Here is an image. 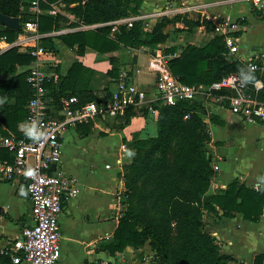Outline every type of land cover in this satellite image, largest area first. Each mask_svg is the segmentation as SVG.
Instances as JSON below:
<instances>
[{"label": "trees", "instance_id": "16d2710c", "mask_svg": "<svg viewBox=\"0 0 264 264\" xmlns=\"http://www.w3.org/2000/svg\"><path fill=\"white\" fill-rule=\"evenodd\" d=\"M59 0L41 2L43 8ZM64 8L73 13L83 23L107 21L138 13L141 0H63ZM30 0H0V11L10 16L19 17V27L14 29L4 25L0 28V37L5 34L7 40H13L22 29L24 20L31 16L28 11ZM254 15L264 18V12L253 7ZM180 15V14H179ZM175 15L161 16L149 30H143L142 20H137L131 26L122 24L114 32L110 25L94 28L78 29L59 33V38L68 45H78V51L90 46L100 52L117 49L120 45H148L155 47L164 42L167 32L164 27L168 23L181 20L185 25H200L207 20L187 19ZM61 14L39 15L38 30L40 32L57 29ZM1 24V22H0ZM69 24H76V21ZM44 36L41 43L54 49L55 46ZM45 39V41H44ZM177 47L171 45L164 52L173 53ZM228 48L222 34L212 36L204 44L185 43L179 53L167 60L168 68L181 81L186 83H205L229 72L241 75L248 72L241 59L228 58ZM33 56L27 51H18L12 46L0 53V71H12L16 64L28 65ZM111 67L106 74L117 76L115 58L110 56ZM86 67L74 61L65 75L57 76L53 81L45 83L49 88L46 97L47 104H53L56 116L60 112L62 96L75 94L80 103L97 99L96 93L76 83V78ZM255 72L252 71L253 75ZM26 69L11 74L8 78H0V121L9 130L20 135L18 122L24 121L27 115L26 102L31 90L25 78ZM253 77H255L253 75ZM109 87L103 88L101 98H106ZM258 97L264 99V86L259 90ZM158 109L155 115L156 134L135 138L131 141L134 156L130 163L124 166V190L121 192V203L125 204L124 212L119 216L112 238L100 242V246L109 254L121 252L127 245L141 247L148 241L155 250L153 264H230L235 258L220 251L217 238L204 227L202 217L210 213L216 220L223 216H231L241 212L243 217L258 220L263 212L264 189L248 186L238 179L231 180L225 188L208 192L214 169L210 165L205 143L210 139L207 124L199 115L193 112L189 118L183 114L193 106L197 111L204 108L200 102L179 101L175 105L155 102ZM49 109V107H48ZM142 114L150 117L145 108H140ZM134 108L125 109L122 117L126 123ZM50 113V112H49ZM216 121V116H210ZM91 121V120H89ZM90 123L89 128L90 129ZM99 246V247H100ZM4 255H8L5 254ZM263 254H255L253 264H262Z\"/></svg>", "mask_w": 264, "mask_h": 264}, {"label": "crops", "instance_id": "0c3cea01", "mask_svg": "<svg viewBox=\"0 0 264 264\" xmlns=\"http://www.w3.org/2000/svg\"><path fill=\"white\" fill-rule=\"evenodd\" d=\"M147 5L154 7L155 15L161 11L162 16L167 17L181 13L191 17L196 12L202 15L211 27L212 21L206 17L207 15L219 13L227 16L233 22L229 35L235 38L239 50L235 53L228 50L226 56L241 59L244 64L246 60L254 59L255 56H264V18L254 15L253 5L247 0H141L140 6ZM162 5H165L164 9H161ZM257 10L264 12V9ZM169 12L174 14L168 15ZM58 14L64 16V19L60 20L59 28L46 31L48 34L44 35L49 36L55 48H47L41 43L44 36L40 39V44L47 50L44 69L50 79L55 81L57 76L67 73L74 61L81 62L86 69L77 75L75 81L80 87L92 90L97 96L102 95L103 88L115 87L117 78L124 68L130 70L139 85L149 88L153 84L154 76L155 79L157 76V72L148 65L154 49H159L166 60L180 51L176 43L179 36L170 32L171 36L167 35L166 40L155 47L120 45L115 50L100 52L85 46L80 52L76 43L68 45L58 34L87 28H80L83 22L64 6L60 7ZM142 14L144 17L138 18L139 20L146 17L151 21L148 17L154 15L151 13L147 16L139 7L137 15ZM74 21L75 25L69 24ZM176 23L174 29H182L177 34L185 35L187 41L194 44H204L212 36L221 34L213 27L207 30L203 23L196 25L187 36V30L184 28L188 25L181 20L174 22ZM2 26L4 24L1 22L0 28ZM222 37L224 40L223 34ZM14 39L9 41L0 37V53L16 46L13 44ZM171 45L177 47L176 51L164 52V48ZM16 48L18 51H25L17 46ZM110 56L115 58L118 68L116 77L106 74L112 65ZM28 65L16 64L12 71H0V78H8L13 73L21 72ZM254 72V79L260 78L264 82V71ZM48 107L50 114L56 116L53 104H48ZM134 110L128 121L123 124L121 116L124 112L115 116L99 117L95 121L86 120L69 124L62 133L61 160L57 167L67 174L74 175L80 188L76 196L63 201L59 214L61 261L65 264H79L87 259L111 255L99 244L102 240L112 238L118 223L122 208L121 192L125 188L123 169L134 156L131 141L154 135L157 131L154 117H146L139 110ZM212 114L216 116V121L207 119V125L211 135L212 154L218 168L211 177L209 192L225 188L233 179H238L248 186L264 189L263 122L245 119L227 108H219ZM89 123L91 125L87 131ZM24 125L26 124L22 121L18 122L19 129H23ZM5 127L9 130L6 125ZM258 143L260 145H257ZM0 152L3 157L8 158L6 150L2 149ZM129 152L133 155L129 156ZM205 214L210 221L208 226L220 244L221 252L231 254L240 264H253L254 255L262 253L264 264V206L260 218L256 221L244 218L241 212H235L231 216L222 215L216 220L212 214ZM32 221L31 202L24 180L0 178V264H27L25 261L14 263L9 254L4 255L3 250L10 249V252L22 255L13 247V243L20 236L22 228ZM148 249V243L141 247L127 245L123 251L114 255L124 254L125 264H149Z\"/></svg>", "mask_w": 264, "mask_h": 264}, {"label": "built area", "instance_id": "2783aa9c", "mask_svg": "<svg viewBox=\"0 0 264 264\" xmlns=\"http://www.w3.org/2000/svg\"><path fill=\"white\" fill-rule=\"evenodd\" d=\"M42 1L46 0H30L31 16L22 23V29L17 33L13 44L33 56L26 68L25 78L31 95L25 105L27 115L23 124L31 125L35 122L37 130L43 135L39 140H34L25 134L24 129H20L22 133L17 135L0 121V151L4 149L9 155L6 158L0 152V178L24 180L31 202L33 221L22 228L20 236L13 243V247L22 255L14 254L10 249H4L3 253L9 254L14 263L25 261L27 264H65L61 261L59 214L63 201L76 196L80 190L77 178L57 167L61 160V136L69 124L115 116L128 107L140 112H143L140 108H145L149 115L155 118L158 112L155 102L175 105L179 101L200 102L206 111V123L210 114L219 108H227L245 119L260 120L264 124V99L258 97L264 82L256 78L250 83L242 84L243 75L229 72L208 84L186 83L170 71L166 58L155 48L148 61L149 67L157 72L151 87L139 85L126 70H122L115 87L110 89L106 98H101L100 95L97 99L80 103L75 94L62 97V116H53L46 104L45 83L50 79L44 69L47 50L40 44L41 37L48 32L38 30V20L43 12L51 15L58 13L63 4L52 2L48 8H43ZM247 1L256 9H264V0ZM141 17H144V14H130L107 21L81 23L80 28L110 25L112 33L120 25L131 26L135 19ZM206 17L212 21L213 29L224 35L229 52H237L239 45L235 38L229 35L233 22L219 13ZM1 39L7 40L6 35L3 34ZM245 68L264 71V56L246 60ZM193 112L199 111L193 106L184 112L183 117L189 118ZM29 168L35 170L32 177L25 175ZM217 168L218 163L214 162L213 169ZM124 257V254L106 255L87 259L79 264H125Z\"/></svg>", "mask_w": 264, "mask_h": 264}, {"label": "rangeland", "instance_id": "374dc122", "mask_svg": "<svg viewBox=\"0 0 264 264\" xmlns=\"http://www.w3.org/2000/svg\"><path fill=\"white\" fill-rule=\"evenodd\" d=\"M55 2H59V3H61V4H63L62 6H64V2H63V0H59V1H55ZM165 4V3H164ZM165 8V5L163 6H161V9H164ZM140 10H141V12H144V13H146V15L148 16V14L150 15L151 13L152 14H154V15H152V16H149L148 18L149 19H151V21H148L147 19H146V17L145 18H143L142 19V21H141V23H142V28H143V30H149L153 25H154V23H155V21H156V19L157 18H159V17H161L162 16V12L160 13H157V15H155V9H154V7L151 5V7H149L148 5L147 6H145V7H142V6H140ZM194 12V11H193ZM138 13H139V11H138ZM132 15L133 14H137V13H131ZM172 15V14H174V13H168V15ZM128 15H130V14H128ZM126 16V15H125ZM179 16H182L183 18H187V19H189V18H191V19H199V20H205L204 19V17L202 16V15H200V14H197L196 12H194L193 13V15L190 17V16H187V14L186 13H181ZM137 20H139V19H135V21H137ZM147 20V21H146ZM134 21V22H135ZM177 25V23L176 24H174V23H168L165 27H164V31L165 32H167L168 33V35H170L171 36V34H170V32L172 33V34H175V36H179V40H182V42L181 41H179V40H177V45L179 46V49H181L182 48V46L185 44V43H187L188 41H187V38L185 37V35L183 36V35H178L177 33H178V31L180 30H182V29H174V27ZM204 26H205V23H204ZM195 27L196 26H193V25H188L187 27H185L184 29H186L187 30V36L189 35V33L191 32V31H193L194 29H195ZM210 29H212V27L210 26V24H208V27H207V30H210ZM137 46V45H136ZM129 47H135V46H129ZM148 50V49H147ZM136 68H138V67H136ZM135 68V69H136ZM134 69V70H135ZM123 70H126L127 72H128V74L131 76V78L134 80V81H136L134 78H133V76H132V73L130 72V70L129 69H127V68H124ZM150 78H152V75L150 76ZM155 76H154V81H153V83L155 82ZM152 86V85H151ZM150 86V87H151ZM145 88H147V87H145ZM47 101H48V99H47ZM46 104H47V102H46ZM47 106H48V104H47ZM206 111L205 110H203V111H199V115H200V117L202 118V120H204V117H206ZM237 114V113H236ZM210 119V118H209ZM114 123V122H113ZM207 124V123H206ZM207 127V130H208V132H209V126L207 125L206 126ZM210 133V132H209ZM257 145H260V143H258ZM205 147H206V150H207V155H209L210 156V158H211V160H210V165H211V167H212V169H213V165H214V162H215V157H214V155L212 154V150H211V147H212V143H211V135H210V139L205 143ZM214 172H215V170H214ZM210 187V186H209ZM208 192H209V190H208ZM124 210H125V204H122V208H121V210H120V215L124 212ZM208 218H207V214H204L203 215V217H202V222H203V224H204V227L206 228V229H208L210 232H211V229H210V227L208 226V224L210 223V221L209 220H207ZM212 233V232H211ZM146 243H148V241H146L144 244H146ZM148 245H149V243H148ZM148 251H149V253L147 254L149 257H150V261H149V264H153V260H152V258H153V256H154V254H155V250L154 249H152L151 247H150V245H149V249H148ZM142 256H143V254H142ZM230 264H240L239 262L237 263V262H230Z\"/></svg>", "mask_w": 264, "mask_h": 264}, {"label": "clouds", "instance_id": "9594fccd", "mask_svg": "<svg viewBox=\"0 0 264 264\" xmlns=\"http://www.w3.org/2000/svg\"><path fill=\"white\" fill-rule=\"evenodd\" d=\"M252 70L250 69L248 72L243 74V79L241 81L242 84H247L250 83L254 80L253 75L251 74ZM23 129L25 131V134L29 137H31L34 140H39L41 138V136L43 135L42 133H40L35 125V122H33L31 125H24ZM129 156H132L133 153L129 152L128 153ZM26 176L32 177L35 175V170L29 168L26 172H25Z\"/></svg>", "mask_w": 264, "mask_h": 264}, {"label": "water", "instance_id": "95a60500", "mask_svg": "<svg viewBox=\"0 0 264 264\" xmlns=\"http://www.w3.org/2000/svg\"><path fill=\"white\" fill-rule=\"evenodd\" d=\"M0 22L4 25L10 26L14 29L19 27V17L18 16H10L0 11Z\"/></svg>", "mask_w": 264, "mask_h": 264}]
</instances>
